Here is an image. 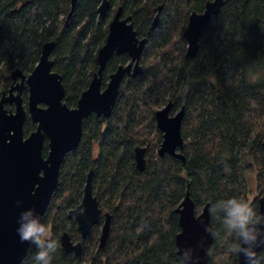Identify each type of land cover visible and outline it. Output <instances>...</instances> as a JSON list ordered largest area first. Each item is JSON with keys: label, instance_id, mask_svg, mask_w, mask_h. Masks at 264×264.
Instances as JSON below:
<instances>
[{"label": "trees", "instance_id": "trees-1", "mask_svg": "<svg viewBox=\"0 0 264 264\" xmlns=\"http://www.w3.org/2000/svg\"><path fill=\"white\" fill-rule=\"evenodd\" d=\"M101 1L78 0L69 16L70 0H0V97L11 85V72L30 74L42 45L53 41V71L61 76L64 102L74 108L97 71V52L113 18L110 10L98 17ZM207 1L108 0L109 9L121 7L138 37L146 39L141 72L121 82L108 118L92 114L83 120L78 147L64 157L42 222L58 244L51 264H179L175 209L186 192L196 208L209 204L213 233H218L206 264H236V254L227 253L223 241L238 239L225 231L223 213L210 209L232 197L248 200L249 175L264 197V0H224L202 28L195 56L185 58L182 33L188 16L202 12ZM128 61L127 55L114 54L104 79ZM168 101L172 113L184 109V164L157 155L161 133L154 112ZM35 126L26 118L24 134ZM137 146L146 147L142 172L134 162ZM90 170L93 195L101 212L111 216L102 249L98 225L82 240L68 217L81 201ZM251 206L258 212L257 199ZM64 231L81 241L79 256L62 250ZM36 252L31 243L22 264H35ZM256 261L264 264V246Z\"/></svg>", "mask_w": 264, "mask_h": 264}, {"label": "water", "instance_id": "water-1", "mask_svg": "<svg viewBox=\"0 0 264 264\" xmlns=\"http://www.w3.org/2000/svg\"><path fill=\"white\" fill-rule=\"evenodd\" d=\"M78 0H70L71 15ZM224 0L205 2L202 12H191L182 33L186 42L185 58H192L198 50L202 28L216 16ZM108 0H102L97 8L99 18H105L109 11ZM154 18V23L157 20ZM146 46L145 38H138L133 29L131 17H123L118 7L108 24L105 42L98 50L97 71L88 87L80 94L76 106L69 108L64 102L65 89L61 76L53 71L50 58L54 42H46L40 49L37 64L25 76L18 69L11 72V85L0 97V264H22L30 242H21L17 234L18 220L22 212L33 210L43 222L45 211L57 187L59 170L67 153L76 149L82 136V122L90 115L108 118L119 94V87L125 77H135L141 72L140 60ZM113 54H126L130 61L120 65L109 76L106 86L101 89L102 73ZM27 90V103L24 105L22 92ZM13 109H8L7 106ZM172 102L154 112L157 130L161 133V143L157 155L173 157L185 162L182 154L183 138L181 126L184 109L172 113ZM26 118L36 126L28 135L23 128ZM47 141V153L43 148ZM264 149V143H263ZM146 147L134 148V162L138 171L145 169ZM262 177L264 179V158ZM93 171L86 176L83 195L78 206L68 212L74 219L82 240L89 236L92 228L99 224L103 215L98 248L107 241L111 225L109 213H101L93 195L91 179ZM258 214L264 215V197L257 198ZM179 231L175 236L177 255L180 249L191 248L195 264H206L213 240V226L210 220L209 204L196 213V205L186 192L175 209ZM207 227L208 231H205ZM59 243L65 253L79 256L81 241L74 242L64 231ZM202 245V246H201ZM264 245L256 247V257ZM236 264H246L242 255L236 254Z\"/></svg>", "mask_w": 264, "mask_h": 264}, {"label": "clouds", "instance_id": "clouds-1", "mask_svg": "<svg viewBox=\"0 0 264 264\" xmlns=\"http://www.w3.org/2000/svg\"><path fill=\"white\" fill-rule=\"evenodd\" d=\"M210 210L213 213H223L221 223L225 231L228 236L235 234L238 239L236 243L223 241L226 252L242 255L246 264H257L255 248L264 245V215L258 214L250 201L237 197L220 200ZM18 223L17 234L20 241L30 242L37 248L35 264H51L58 244L51 238L50 229L35 217L33 210L22 212ZM205 231H208L207 227ZM213 235L218 236V233ZM177 251L180 253L179 264H195L191 248H178Z\"/></svg>", "mask_w": 264, "mask_h": 264}, {"label": "rangeland", "instance_id": "rangeland-1", "mask_svg": "<svg viewBox=\"0 0 264 264\" xmlns=\"http://www.w3.org/2000/svg\"><path fill=\"white\" fill-rule=\"evenodd\" d=\"M114 6H111V9H110V14L113 15L115 10H114ZM106 82V81H105ZM27 96H24V93H22V98H24V105H26L27 103ZM11 108L13 109V107L11 106ZM249 178V183H250V193L248 195V201L252 202L254 199H257L259 197V195L257 194L256 192V180H255V177L252 176V175H249L248 176ZM202 207H199V208H196V213H199L201 211ZM99 231H100V228H99ZM98 243V242H97Z\"/></svg>", "mask_w": 264, "mask_h": 264}, {"label": "flooded vegetation", "instance_id": "flooded-vegetation-1", "mask_svg": "<svg viewBox=\"0 0 264 264\" xmlns=\"http://www.w3.org/2000/svg\"><path fill=\"white\" fill-rule=\"evenodd\" d=\"M109 10H110V9H109ZM116 10H117V9H116ZM116 10H115V12H116ZM115 12H114V14H115ZM114 14H113V16H114ZM134 31H135V30H134ZM135 32H136V31H135ZM137 37H138V35H137ZM138 38H140V37H138ZM113 55H114V54H113ZM113 55H112V56H113ZM115 55H116V54H115ZM123 55H126V54H123ZM128 58H129V57H128ZM129 61H130V59H129ZM129 61H128V62H129ZM128 62H127L126 64H124V65H127ZM118 66H120V65H118ZM118 66H117V67H118ZM104 70H105V69H104ZM115 70H116V69H115ZM103 72H104V71H103ZM110 75H111V74H110ZM110 75H109V76H110ZM109 76H108V79L105 80L104 77H103V73H102V84H101V89H103V88L106 86V84H107V82H108V80H109ZM125 78H126V77H125ZM125 78H124V79H125ZM91 79H92V78H91ZM124 79H123V80H124ZM123 80H122V81H123ZM90 81H91V80H90ZM105 81H106V82H105ZM89 83H90V82H89ZM88 85H89V84H88ZM119 88H120V87H119ZM174 113H175V112L171 113L170 115H172V114H174ZM101 213H102V212H101ZM102 214H103V213H102ZM73 220H74V219H73ZM74 221H75V220H74ZM102 221H103V215L100 217V222H99V224H98L100 230H101ZM99 235H100V234H99ZM74 242H77V241H74Z\"/></svg>", "mask_w": 264, "mask_h": 264}]
</instances>
